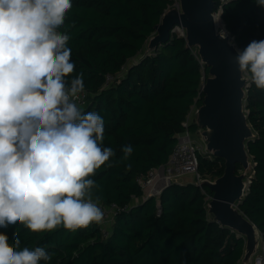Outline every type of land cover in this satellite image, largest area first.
<instances>
[{"label": "trees", "instance_id": "16d2710c", "mask_svg": "<svg viewBox=\"0 0 264 264\" xmlns=\"http://www.w3.org/2000/svg\"><path fill=\"white\" fill-rule=\"evenodd\" d=\"M72 2L59 30L71 37L73 76L83 73V93L88 95L84 106L75 103L84 112L102 116L103 146L116 153L112 167L101 166L92 177L98 185L93 198L120 207L136 198L140 202L115 217L106 239L101 224L95 223L74 232L60 227L33 233L17 222L0 232L12 243L17 231L21 249L44 247L51 259L40 264H241L245 239L209 214L213 198L209 187L174 183L159 197L142 201L143 190L136 182L138 176L168 161L178 134L188 131L193 137L201 129L196 121L185 122L193 106L203 104L201 87L209 68L201 63L198 51L188 47L186 35L174 32L182 26L175 25L167 43L142 55L176 0ZM220 8L222 23L241 51L251 41L264 39V7L255 0H216L215 13ZM119 73L123 75L115 81ZM109 76L115 80L109 81ZM248 77L245 106L256 137L247 144L253 175L239 208L264 240V90ZM125 145L133 149L127 160ZM198 159L203 181L224 174V159L202 153Z\"/></svg>", "mask_w": 264, "mask_h": 264}, {"label": "clouds", "instance_id": "9594fccd", "mask_svg": "<svg viewBox=\"0 0 264 264\" xmlns=\"http://www.w3.org/2000/svg\"><path fill=\"white\" fill-rule=\"evenodd\" d=\"M72 8V0H0V228L74 232L104 219L92 177L116 153L103 146L102 116L75 103L83 73L73 76L71 37L59 30ZM235 62L264 90V39L237 49ZM122 151L127 160L133 149ZM50 259L44 247L21 249L17 231L12 243L0 232V264Z\"/></svg>", "mask_w": 264, "mask_h": 264}, {"label": "water", "instance_id": "95a60500", "mask_svg": "<svg viewBox=\"0 0 264 264\" xmlns=\"http://www.w3.org/2000/svg\"><path fill=\"white\" fill-rule=\"evenodd\" d=\"M177 1L181 12L172 9L163 15L161 23L156 26L155 36L149 41L148 52L167 43L175 25H181L188 47L197 48L201 63L209 68V77L201 87L205 97L197 111L196 123L204 130L202 136L207 151L224 159L225 170L214 182L204 180L196 185L207 186L213 192L208 203L209 214L245 239L241 264H251L261 233L239 208L252 179L247 176L248 170L253 168L247 144L256 137L245 106L250 79L247 73L238 70L235 56L239 48L234 39L230 34L227 39H220L217 35L216 0ZM239 165L245 171L243 174H239Z\"/></svg>", "mask_w": 264, "mask_h": 264}, {"label": "built area", "instance_id": "2783aa9c", "mask_svg": "<svg viewBox=\"0 0 264 264\" xmlns=\"http://www.w3.org/2000/svg\"><path fill=\"white\" fill-rule=\"evenodd\" d=\"M223 3L228 0H221ZM220 10L215 13L216 17H220ZM180 29L179 26L175 27ZM181 34L184 35V30L181 28ZM178 33V32H176ZM124 71V69H123ZM123 73H119L116 76V80L109 76V81H118L122 77ZM88 95L81 93L76 102L79 105H85L87 103ZM187 125V124H186ZM201 148L196 144L192 139L189 132L181 133L177 135V144L170 155L168 161L156 168L151 169L146 175L138 176L136 182L141 186L143 190L142 201L151 198L159 197L160 194L174 183L181 182L180 179L187 175H195L196 184L203 182L201 175L199 173V159L198 154L201 153ZM180 184V183H179ZM139 199H134L131 204L124 207H120L117 204L113 203L111 205H105L99 203V206L103 209L104 219L101 223L103 238L110 236L115 217L122 213L129 211L133 206H136L139 203ZM262 237V235H261ZM261 248L255 253L252 258L251 264H264V240L260 243Z\"/></svg>", "mask_w": 264, "mask_h": 264}, {"label": "rangeland", "instance_id": "374dc122", "mask_svg": "<svg viewBox=\"0 0 264 264\" xmlns=\"http://www.w3.org/2000/svg\"><path fill=\"white\" fill-rule=\"evenodd\" d=\"M172 9H177V10H179V11L181 12L180 5H179V2H178L177 0H176L175 4H174L173 6L170 7L169 10H172ZM216 18H218V17H216ZM219 19L221 20V18H219ZM221 21H222V20H221ZM222 26H223V27H222ZM222 26H221V28L225 29L223 23H222ZM221 28H218V29H221ZM181 31H182L181 27H180V29H176V32H178V34L182 36ZM227 33H228V32H227ZM183 34H184V33H183ZM228 34H229V33H228ZM194 51H198V49H197V48H194ZM146 52H148V45L146 46V48H145L144 52L142 53V55L146 54ZM142 55H141V56H138V57L135 58V59H133V60L129 63V66L132 65L133 63L137 62V61L142 57ZM246 76L248 77V74H246ZM248 78H249V77H248ZM198 109H199L198 107L193 106V108H192V110H191V112H190V114H189V116H188V119H187V121L185 122V124L189 125L191 122L196 121V119H197V111H198ZM203 131H204L203 129H200V130L195 134V136L192 137V139H193V140L196 142V144L201 148L200 150H201V153H202L203 155L212 156L213 154L210 153V152H208L207 149H206V142L204 141V138H203V136H202ZM251 166H253V162H252V161H251ZM244 172H245L244 169L241 168L240 171H239V174H243ZM252 175H253V168L251 167V168L248 170V172H247V176H248V177H251ZM204 179L207 180V181H211V182H214V181H215V178H214L213 176H206ZM196 180H197V179H196L195 175H187V176L181 178V179H180L181 182H179V183H181V184H182V183H184V184L196 183ZM207 200L210 201L211 199L208 197ZM258 240H259V246H258V250H259V249L261 248L260 243L262 242L261 234L259 235ZM258 250H257V251H258Z\"/></svg>", "mask_w": 264, "mask_h": 264}, {"label": "bare ground", "instance_id": "6f19581e", "mask_svg": "<svg viewBox=\"0 0 264 264\" xmlns=\"http://www.w3.org/2000/svg\"><path fill=\"white\" fill-rule=\"evenodd\" d=\"M217 26H218V28H221V26H222V21L219 18L217 19Z\"/></svg>", "mask_w": 264, "mask_h": 264}, {"label": "crops", "instance_id": "0c3cea01", "mask_svg": "<svg viewBox=\"0 0 264 264\" xmlns=\"http://www.w3.org/2000/svg\"><path fill=\"white\" fill-rule=\"evenodd\" d=\"M181 184V183H180ZM182 184H184V183H182ZM241 263V262H240Z\"/></svg>", "mask_w": 264, "mask_h": 264}]
</instances>
